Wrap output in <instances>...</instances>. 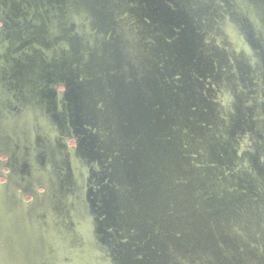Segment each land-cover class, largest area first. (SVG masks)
Masks as SVG:
<instances>
[{
  "label": "water",
  "instance_id": "water-1",
  "mask_svg": "<svg viewBox=\"0 0 264 264\" xmlns=\"http://www.w3.org/2000/svg\"><path fill=\"white\" fill-rule=\"evenodd\" d=\"M25 13L0 46V264H264V0Z\"/></svg>",
  "mask_w": 264,
  "mask_h": 264
},
{
  "label": "flooded vegetation",
  "instance_id": "flooded-vegetation-1",
  "mask_svg": "<svg viewBox=\"0 0 264 264\" xmlns=\"http://www.w3.org/2000/svg\"><path fill=\"white\" fill-rule=\"evenodd\" d=\"M24 9V12L22 11ZM30 9V0H0V46L6 45L7 39L12 37V28L18 20V24L24 22L26 24V10ZM24 14V15H22ZM59 90V86H58ZM71 144H74L73 140H70ZM7 156L5 154H0V166L2 167V173L5 174L9 172V167L7 166ZM0 181L3 182L4 178L0 177ZM42 191V189H40ZM24 199L29 201L31 196L25 195Z\"/></svg>",
  "mask_w": 264,
  "mask_h": 264
}]
</instances>
